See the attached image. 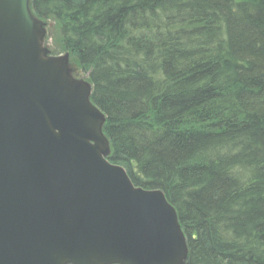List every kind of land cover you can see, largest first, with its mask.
<instances>
[{
    "label": "trees",
    "instance_id": "16d2710c",
    "mask_svg": "<svg viewBox=\"0 0 264 264\" xmlns=\"http://www.w3.org/2000/svg\"><path fill=\"white\" fill-rule=\"evenodd\" d=\"M31 10L55 23L50 52L90 73L109 160L176 208L187 264H264V0Z\"/></svg>",
    "mask_w": 264,
    "mask_h": 264
},
{
    "label": "water",
    "instance_id": "95a60500",
    "mask_svg": "<svg viewBox=\"0 0 264 264\" xmlns=\"http://www.w3.org/2000/svg\"><path fill=\"white\" fill-rule=\"evenodd\" d=\"M31 0H0V264H187L164 191L109 160L93 84Z\"/></svg>",
    "mask_w": 264,
    "mask_h": 264
},
{
    "label": "rangeland",
    "instance_id": "374dc122",
    "mask_svg": "<svg viewBox=\"0 0 264 264\" xmlns=\"http://www.w3.org/2000/svg\"><path fill=\"white\" fill-rule=\"evenodd\" d=\"M53 24H55L53 21H48L47 22V26H46V31H47V35H46V39H45V42H47V44H48V46H49V48H51V44H52V42H51V40L53 41V38L51 37V39L49 38V35L51 34V28H52V26H54ZM50 26V27H49ZM59 35V34H58ZM48 38L50 39V41H48ZM56 38H57V33H56ZM70 53V52H69ZM70 59H71V55H70ZM73 63H75L74 61H73ZM78 67H79V65L77 64V63H75ZM79 70L80 71H83L82 73H85L84 75L86 76L88 73H86V72H84V70L81 68L80 69V67H79Z\"/></svg>",
    "mask_w": 264,
    "mask_h": 264
}]
</instances>
